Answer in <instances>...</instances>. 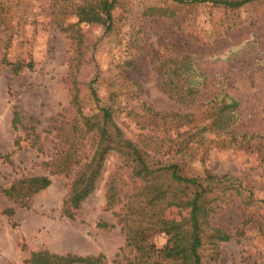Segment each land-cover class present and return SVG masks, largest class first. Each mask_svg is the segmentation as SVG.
<instances>
[{"label": "rangeland", "instance_id": "1", "mask_svg": "<svg viewBox=\"0 0 264 264\" xmlns=\"http://www.w3.org/2000/svg\"><path fill=\"white\" fill-rule=\"evenodd\" d=\"M81 2L0 0V186L48 175L43 163L53 158L59 132L65 131L73 117V92L83 114L98 121L109 95H116L124 108L119 126L126 138L134 139L150 130H163L159 123L144 127L147 116L141 104L157 112L196 115L202 100L223 91L239 102L234 132L259 138L241 146H229L224 140L192 149L180 169L188 177L208 170L239 178L254 195L250 205L241 200L220 205L212 223L234 238L219 245L216 261L205 250L203 264H264V0L237 10L209 2L123 0L113 13L109 32L78 23L75 12ZM75 36L82 37L79 53L71 38ZM184 51L197 55L201 71L208 75L201 100L189 107L163 93L160 77L152 68L158 55L173 57L172 53ZM19 63L22 68L14 74L12 65ZM28 63L31 68L25 67ZM92 81L98 102L88 90ZM130 110L133 113L128 115ZM14 111L22 125L34 127L41 135V152L30 146V131L12 129ZM84 144L80 166L92 153L89 141ZM112 174H117L122 187V203L107 209L105 183ZM70 181L66 176H51L50 185L35 194L27 207L0 195V264H24L31 252L39 250L58 255L100 254L103 264L133 263L134 253L124 247L115 216L134 186L121 160L116 156L106 160L94 192L73 219L62 214ZM6 208L14 210L11 219L2 214ZM188 212L186 206L175 207L170 217L181 219ZM100 223L113 227L101 228ZM150 241L160 248L166 237L156 234Z\"/></svg>", "mask_w": 264, "mask_h": 264}, {"label": "trees", "instance_id": "2", "mask_svg": "<svg viewBox=\"0 0 264 264\" xmlns=\"http://www.w3.org/2000/svg\"><path fill=\"white\" fill-rule=\"evenodd\" d=\"M177 4L206 3L237 10L257 0H170ZM123 0H82L76 6L78 23L101 26L106 32L112 30L114 11ZM68 31V30H67ZM75 50H82V37H71ZM158 55L152 61V68L160 77L163 93L175 99L180 105L189 107L201 100L208 75L202 72L198 56L184 51ZM32 67V63L25 65ZM22 64L12 65L17 74ZM95 81L89 85V92L95 102L99 101ZM147 122L144 127L155 123L163 126L162 131H149L134 139L124 136L119 126V115L123 112L122 101L110 94L107 104L101 109L102 120L83 114L77 93L73 92L70 107L73 117L65 131L59 132L56 153L51 161L43 163L48 175L20 178L10 186H0L4 199L27 207L31 198L46 189L51 176H66L71 179L69 191L62 204V214L73 219L75 212L95 190L106 160L118 157L129 172L134 183L131 194L119 213H115L117 225L125 238V248L134 253L130 264H203V252L209 251L212 261L219 255V245L231 241V233L213 225L214 214L222 203L238 202L250 205L253 191L243 185V180L230 175H215L204 170L195 177L181 173V162L186 152L199 149L210 143L224 142L230 146H241L253 139L254 134H237L233 127L239 121V102L219 91L214 97L202 100L197 114L182 112H157L145 103L140 105ZM133 110L128 112L131 115ZM12 129L30 131L27 135L30 146L42 151L41 135L34 127L22 125L17 111L12 114ZM60 130V129H59ZM58 130V131H59ZM175 132V135L171 133ZM161 133L163 134L162 136ZM26 137V138H27ZM163 137V138H162ZM88 140L92 150L90 159L83 166L81 151ZM19 138L14 145L19 146ZM78 168V169H77ZM72 174V175H71ZM71 175V176H70ZM106 208L122 203V187L117 174L108 177L105 183ZM186 206L188 216L177 219L170 217L175 207ZM2 214L8 219L13 208H6ZM101 228L113 227L106 223ZM156 234L166 237L165 244L158 248L150 241ZM104 257L58 255L48 250L34 251L24 264H103Z\"/></svg>", "mask_w": 264, "mask_h": 264}]
</instances>
